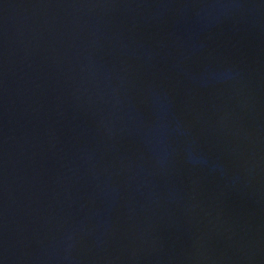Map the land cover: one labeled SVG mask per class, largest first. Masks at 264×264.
I'll list each match as a JSON object with an SVG mask.
<instances>
[{
	"label": "water",
	"instance_id": "water-1",
	"mask_svg": "<svg viewBox=\"0 0 264 264\" xmlns=\"http://www.w3.org/2000/svg\"><path fill=\"white\" fill-rule=\"evenodd\" d=\"M0 264H264V0H0Z\"/></svg>",
	"mask_w": 264,
	"mask_h": 264
}]
</instances>
